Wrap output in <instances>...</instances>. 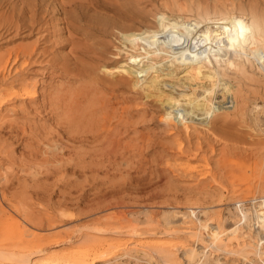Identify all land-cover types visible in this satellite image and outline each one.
I'll use <instances>...</instances> for the list:
<instances>
[{
	"label": "bare ground",
	"instance_id": "1",
	"mask_svg": "<svg viewBox=\"0 0 264 264\" xmlns=\"http://www.w3.org/2000/svg\"><path fill=\"white\" fill-rule=\"evenodd\" d=\"M52 1L56 3V1L59 0ZM128 1L130 0H127V2ZM156 1L158 2L157 8L161 7L163 9L161 10L163 14L153 15L155 22L152 20H146V18H144L146 15L143 17L139 13H133L131 10V12L129 11V13H127L126 10L132 8L133 1L131 2V6L129 5L130 2L127 4L128 6L123 4V6L119 8L115 6L116 16H114L115 19L113 20L112 16L108 13L109 17H103L100 15L102 12L97 14L100 9L112 11L113 8L107 7V3L103 5V2H100V0L59 1L58 8L55 10L56 12L53 13L61 14V20L70 28L68 33L71 39H68H70L69 43L71 46L68 50L69 53L64 54L67 55V57H62L63 55L59 56L58 48H55L57 51L54 49L55 51L53 50V53L58 52V54H50V58L48 57L47 59L46 56L49 54L46 55L48 51V49L45 48L46 46L42 50L39 49V42H45L46 44L48 42L50 43L53 41H51V36L55 35L54 31H49L50 28L56 30L54 29L55 26H52L53 23L51 24L54 15H50L51 12L49 14V11L44 12V18L32 21L30 25H28L29 23L26 21L28 31H25V36L27 34L26 32H29L30 34V32L35 31L37 27L36 25H38L37 29L39 34H36L38 36H36L37 39L34 43L31 42V44H29L28 42L26 45H19V43L17 44L19 46L15 45V48H10L11 50L7 51V54H0V83H7L10 88L17 86H20L21 88V91H10L9 94L0 96V120H4L6 116L3 111L4 104L11 99L19 101L20 105H17L15 109H12L18 111L21 115L25 117H29L28 115H37L39 118L43 119L41 123L33 124L34 133L24 143V146L28 148H36L42 144L43 150L39 151L36 149L33 152L34 158L30 159V162H27L26 168L21 169L22 171H26V174L33 177L32 179H35L34 182L36 183V188L33 193L37 199L44 200L45 196H48V191L52 189L51 193L53 192L58 195L57 200L50 202L53 206L72 205L79 207L84 203L83 205L99 208V206L113 194L111 189L102 194H98L85 202V192H83L84 190L80 187L84 184L73 180H56L48 182V176L53 173L67 174L70 169H73V171L78 170L83 173L87 170L93 171L94 164L98 163L96 157L99 155L100 157L105 154L116 156L120 153V156H122L124 153L119 151L120 148L132 147L133 149H138L137 147H139L140 144L138 141H144L143 138H146L144 137L145 133H142L141 136V133H139L140 140L138 141L135 139L138 137L137 135L134 137L135 140L133 139L134 135L131 136L132 140L137 143H132V140L130 141L129 139V141L121 144V138L118 136L119 134H122L121 127H126V124H130L129 114L133 112L131 110L133 105L131 108H123L122 111L128 113V116L126 115L127 117L117 116L120 125L112 124V113L114 112L115 107L112 105L111 97L107 94L111 93L112 90L117 87L120 88L127 86V88L130 87V89H138L143 94L144 98L151 99L154 106L157 104L160 109H163L162 114L165 119L163 125L165 126H162L163 128L165 127V130L162 129L163 134L161 135L170 137L172 141L170 142L168 139L170 143H160L159 140L161 139H156V136L159 133L155 135V139L158 141L157 145L161 144L167 157H185L187 159L197 157V154L200 153L199 150L203 149H200L202 143V141H198L201 139L200 137L202 135H210L212 132L214 133L212 129H216L213 127L220 128L223 120L226 119L229 114L234 115V112L228 114L229 110L232 111L234 109L233 111L237 114L243 115H239L240 117H244L246 114V111L248 110L246 91H244L239 85H235V87V83L229 82L230 79L228 78L230 76L231 78H235L236 76L238 77V75L239 77L237 79H240V75H243L241 79H244L243 77H245V75L247 77L251 75L254 78L257 74L256 69L264 75V7L260 6L262 4L264 5V0H249L248 8L245 7L247 10L242 7V2L240 3L239 0H232L230 3H223L225 1L222 0L223 2L221 4H217L216 2L213 3V5H208L211 0H209V3L207 2L208 4L202 1L205 5L198 3L197 0ZM134 2L136 1L134 0ZM199 2H201V0ZM119 3L121 4V2ZM114 5L115 4H112L110 6ZM31 6H33V8H30ZM31 6L29 8L33 10L34 5ZM39 6L41 7V5ZM56 6L57 5H55V7ZM44 7L42 6L43 9H45ZM30 9L28 10L29 12ZM50 10L52 9L50 8ZM132 10L134 9L132 8ZM103 13L105 14V12ZM41 14L38 13V15ZM22 15L23 14L19 16L23 17ZM21 20L24 21V18H21ZM27 20H29V22L31 21L29 18H27ZM35 22L37 23L36 25ZM3 23L7 24L4 21ZM48 25H50V27H48ZM21 26V23L18 25L17 22H14L4 31L13 28L16 32L14 35L11 34V37L16 36L21 33L18 29H21ZM113 30H116L115 33L117 32L119 34L116 36L118 37V40L121 41V46H118L116 49L119 50V52L116 51L117 55L114 53L115 58L116 56L117 58H121L125 55V59H116L113 65H108V61L103 60L98 67L90 64L87 59V61H85L83 58H88L89 60H92L93 63V60L97 59V56H100V54H103V52L106 51L107 42H101L96 36L110 38L112 37ZM77 33L80 35H86L87 40L91 39V42L83 41L84 39L81 40L80 37L76 38L74 35H77ZM8 36L10 37L9 34ZM3 38L6 40V37L3 36ZM94 38L99 41H95ZM58 41H56V44L60 43ZM53 43L49 45H52L51 47L56 46V44ZM61 47H64V45H61ZM36 65L42 66V69L36 72L40 75H46V73L49 74L50 71L48 70L52 68L57 69L59 71L58 73L61 76L68 78V80H80L81 82L84 81V83H80V85L78 84V86L75 87L73 83L76 82L71 83L69 81L64 84L61 83L58 87L46 84L43 85L40 83L37 84L36 81H33V77L36 73L34 72V74H32L31 71H29L32 69L30 68L31 66ZM33 71L34 69H32V72ZM99 72H101V74ZM53 73L54 72L49 75L50 78H53ZM259 75L260 74L258 73V77ZM255 78V81L257 80V82L262 81L258 80L257 77ZM252 79L249 80L247 78L246 81L249 80L251 83ZM235 80L236 79H234V81ZM236 83L239 82L236 81ZM65 87L73 88L74 90L72 89L73 91L65 92L63 91V88ZM58 88L61 89L56 91ZM100 88L103 91H97ZM248 89L250 90V88ZM262 90L264 91V89ZM254 91L255 90L251 92L254 93ZM249 94L254 95L251 93ZM141 102L139 101V103ZM225 102H229L230 104L228 103V105H225ZM139 103L134 104L136 105L134 107H137ZM254 103H256V100H254ZM256 106L258 105L256 104ZM224 108H228L229 110L227 111ZM55 109L58 111H53ZM133 110L140 112L137 108ZM221 110L225 111L222 112ZM136 111H134V113ZM47 113H50L48 119L51 121L49 122L43 118ZM254 113L255 115L258 114L257 110ZM156 114L159 115L158 112ZM245 117L248 118V115H245ZM162 120L163 119H161V122ZM257 124L259 125V123ZM122 129H124L122 131H126L125 128L122 127ZM129 129L135 130V127L128 128V130ZM215 133L214 135L217 136ZM207 137L209 136L207 135ZM214 137L213 141H215L214 139H217V137ZM193 139H196V141H193ZM161 141H163V139ZM216 141L218 142L219 139ZM144 142L148 141L146 140ZM153 142L155 145V140ZM150 143L151 142L146 145H149L150 147ZM209 146L211 145L209 144ZM164 152H160V154ZM66 153L72 154L66 155ZM132 155H135V153L132 152L130 156ZM142 156L143 155L141 154V157ZM88 157L90 159L89 163L85 162ZM188 167H183L182 170L184 172L181 171V173H185V175L188 174L189 178L194 177L195 174L193 171L201 170L198 168L195 169L194 166L190 168ZM212 173L214 174L216 172ZM200 175V178L205 177L204 172H200ZM184 177L187 179L186 176H183L182 178ZM14 178L17 177L14 176ZM7 181H3V184ZM88 183L92 185L93 181ZM61 185L63 186V189L60 188ZM74 187L81 188V193L77 198H73L70 195V191ZM218 191H220V189ZM19 193L20 194L17 193L18 195L16 196H19L20 200L11 204L16 210V215L13 217L11 216L12 218L9 219V221L14 225H20L22 223L29 226H35L40 223L43 225L42 217L41 219L38 218L40 216L36 217L37 215L35 216L34 212H31L26 208L28 201L30 200L31 202L34 197L30 194L28 195V192L24 189ZM48 199L49 201L51 200L50 198ZM8 200L10 199L8 198ZM219 200L221 201L222 198L219 197ZM263 208L264 203L259 204L255 217L263 215ZM48 212V214L45 213L47 215V218H45L46 225L47 223L50 225H59V223H62L65 220L77 218V215L74 213ZM108 218L109 217H106L105 219ZM5 220L8 223H11L7 219ZM108 224L111 227L109 229L112 230V223L108 222ZM131 227H133L131 232L134 235H137L136 231L138 228L132 224L128 225L117 221L114 225L115 231L120 230V228ZM26 228H28V226H26ZM210 228L212 234L217 238L221 237L220 234L222 232H220L216 226ZM233 229L236 230V227ZM24 230L22 229V231ZM26 230L30 231V228ZM22 234L24 236V233ZM31 234H33V231H31ZM23 236L21 237L24 239L22 241L19 240L21 245L18 247H11V249L9 248L10 250L7 251L8 257L6 259L4 257L3 259L5 260L2 259L0 264H86V261L90 256V251H87V247L84 246V244L83 248H86V250H78L69 247L64 249L65 252L61 255L53 253L46 258L45 256L44 258L42 257L43 259H33L35 254L41 252L47 245H54L65 240V235H62L60 232L51 234L53 239L51 238L50 241H46V238L50 237V235L44 233L34 234L29 240H26ZM92 239H94V237H92ZM89 241H91V237ZM99 242L101 241L99 240ZM97 243L92 242L94 245ZM147 243L152 245V247H157V245H159L156 244L155 241H149ZM92 244L90 243V245ZM170 246H172V243L167 244L163 249L160 248V250L165 253L163 254L168 258L172 257L175 253L169 251ZM101 249H96L97 255L94 254L95 256H93L90 263L87 262L88 264H95L101 259H104L105 256H111L109 253L112 252H100ZM154 250L156 249H153V251ZM169 260L170 259H168V261Z\"/></svg>",
	"mask_w": 264,
	"mask_h": 264
},
{
	"label": "rangeland",
	"instance_id": "2",
	"mask_svg": "<svg viewBox=\"0 0 264 264\" xmlns=\"http://www.w3.org/2000/svg\"><path fill=\"white\" fill-rule=\"evenodd\" d=\"M45 1L0 0V54H5L7 51L11 50L10 48L12 47L15 48L19 45H26L28 42L29 44H31V42L34 43L37 39L36 36H38L36 34H39L37 29L38 25H36L37 23L35 22V25L37 26L36 30L30 32V34L29 32H26L27 34L25 36V31H28L26 24L29 23L28 25H30L32 21L44 18V12L49 11V14L51 12L50 15H54L51 24L53 23L52 26H55L54 29L56 30H53V28L49 29V31H54L55 35L51 36V41L53 40L54 43L53 41L48 43L56 44V41L58 40L60 43L51 47L52 45H49L48 43L46 44L43 40H41L44 43L39 42V49L42 50L46 46L45 48L48 49L46 55L49 54L46 56L47 59L48 57L50 58V54L56 55L58 52L59 56L63 55L62 57H67V55L64 54L69 53L68 50L71 46L69 43L71 38L68 33L70 28L61 20V14L53 13L56 12L55 10L58 8V5L62 0H59L60 2L54 0L56 3L52 0ZM132 1V8L134 10H132V8L128 9L126 10L127 13L131 10L133 13H139L143 17L146 15L144 18H146V20H152L153 22H155L153 15L163 14L161 11L163 9L161 7L157 8L158 2L156 0H135L136 2H134V0H130L128 2L127 0H100V2H103V5L107 3V7H113L112 11H114L112 12L111 10L100 9L101 11L99 10V13H96L100 14L102 12L100 15L103 17H109L108 14H110L113 20L115 19L114 16H116V7L119 8L123 5H127L129 2V5L131 6ZM199 1L200 0H197L198 3L202 4L209 3V0ZM224 1L225 2L222 0H211L208 5H213V3L216 2L217 4H221L222 2L230 3L232 0ZM239 1L240 3L242 2V7L247 10L246 8H248L249 0ZM119 2H121V4ZM35 4L38 6L41 5V7L39 6L41 9ZM112 4L115 5L110 6ZM31 5H34L36 12L34 9H30L33 8ZM55 5L57 6L55 7ZM42 6H45V9H43ZM260 6L264 7L263 4ZM50 8L52 10H50ZM29 9L30 12L28 11ZM103 12H105L106 15ZM38 13H42L43 16L42 14L38 15ZM18 14H23V17ZM21 18H24L25 24ZM27 18L31 21L29 22ZM13 20L14 22H17L18 25H20V23L22 25L21 29L18 28L19 31H21L19 34L20 36L16 35L11 37V34L14 35L16 32L13 28L10 30L8 29V31H4L14 23ZM3 21L7 24H4ZM48 27H50V25H48ZM113 31L112 37L110 38L96 36V38H99L101 42H107L106 51H104L103 54H100V56H97V59H95L96 62L93 60L92 63V60H89L88 58L83 59L85 61L88 60V62L95 67L100 66L103 60L108 61V65H113L116 59H125V55L121 58H117V56L115 58V55L119 52V50L116 49L118 46H121V41L118 40L117 36L119 34L117 32L115 33L116 30L114 32ZM33 32L36 33L34 34ZM3 36L6 37V40ZM74 36L76 38L80 37L81 40L84 39L83 41L87 42L91 40H87V36L84 34L80 35L77 33V35ZM96 38H94L95 41H99ZM61 45H64V47H61ZM55 48H58V52L53 53L55 50L57 51ZM30 68L34 69V71L32 72V69ZM30 68L29 71L34 74V72L36 73L40 71L42 66L36 65L31 66ZM48 71L50 72L49 74L46 73V75L36 73L33 77V81H36L37 84L40 83L49 86L53 85L55 87H58L61 83L64 84L68 81L71 83L76 82L73 83L74 87L78 86V84L80 85V83H84V81L81 82L80 80H68V78L61 76L57 69L50 68ZM52 72H54L52 76L53 78H50L49 75ZM99 73L101 74V72ZM256 73L257 74L254 78L251 75L248 77L245 75L246 79H254H252L254 82L251 81V83L249 80L246 81L245 77H243L244 79H241L243 75H240L241 80L237 79L239 75L235 78H231V76L228 78L230 79L229 82L235 83L234 86L239 85L244 91H246L248 110L245 115H248V118L245 117V115L244 117H240L243 115L237 114L233 111L234 109L231 111L228 108H224L227 111L229 110L228 114L234 112V115H227L228 117L224 119L225 121H220L222 122V125L219 124L220 122L217 123L221 126L220 128L213 127L216 130L212 129V131H214V133L216 132L215 134H217V136L214 135L213 132H208L211 133L210 135L207 134L209 137H207V135H202L200 137L201 139L198 141H202L200 149L203 148L202 150L204 152L199 150L200 155L197 154V157L190 159L185 157H167L161 144L157 145L158 139H163V141L159 140V142H163V144L170 143L172 140L166 135H161L163 134V130H165V127L163 128V126H165L163 125L165 120L164 115L162 114L163 109H160L157 104L154 106L151 99L144 98L143 94L138 89H130V87H128V89L127 86L120 88L117 87L113 89L111 93L107 92V95H109L112 99V105L115 107L114 112L112 113V124L120 125V122L117 120V116L127 117L128 113L122 110L126 107L131 108L133 105L131 109L133 112L129 114V123L132 126L130 124H126V127L122 126L126 129V131H122L124 129L121 127L122 134L118 135L121 138V144L129 141V139L131 141V136L133 135V139L137 135L138 137L135 138L136 141L140 140L142 133H145V136L143 135L146 137L143 138L144 141L147 140L148 142H144L143 140L138 141L140 143L139 147H137L138 149H133L132 147L120 148L119 151L124 153L122 156H120V153L116 156H110L107 154L101 157L100 155L97 156L96 161H98V163L94 164L93 171L87 170L83 173L78 170L73 171V169H70L67 174L53 173L48 176V182L56 180H73L84 184L80 187L84 190L83 192H85V202L98 194H102L103 192H107L112 189L113 194L109 196V199L107 198V200L103 202L99 208L83 205L84 203L79 207L72 205L53 206L50 202L57 200L58 195L53 192L51 193L52 189L48 191V196H45L44 200H39L35 197V194L33 193L36 188V183L34 182L35 179H32L33 177L29 176V174H26V171H22L21 169L26 168L27 162H30V159L34 158L33 152L36 149L39 151L43 150L42 144L36 148H28L24 146V143L34 133L33 124L41 123L43 119L39 118L37 115H28L29 117H25L18 111L14 110L17 105H20L18 100L11 99L5 103L3 111L6 116L4 120H0V261H2L4 257L5 259L8 257L7 251L10 250L11 247H18L21 245L20 241L24 239L21 237L23 236L22 233H24L23 237H25L26 240L31 239V236L37 233L48 234L50 237L46 238V241H50L51 238L53 239L51 234L60 232L62 235H65L64 237L66 239L54 245H47L43 248V252L41 251L42 253L39 252L38 254H35L33 259L44 258V256L46 258L48 255L53 253L61 255L65 252L64 249L69 247L78 250H86V248H83L86 246L87 251H90V253L88 252L90 256L86 261V264L90 263L93 256H95L94 254L97 253L96 249H101V247L102 251L100 250V252H112L109 253L111 256L107 255L104 259H101L95 264H264V213L260 217H255L259 204L264 203V109H262L264 108V91L262 90L264 89V84H262L264 83V79H262L264 78V75L257 69ZM258 73L261 75H259L260 78L258 77ZM255 77L263 82H257V80L255 81ZM234 79L236 80L234 81ZM236 81L239 83H236ZM245 86L250 88V90ZM60 89L61 88H58L56 91ZM72 89L73 88L65 87L63 88V91L70 92L74 90ZM253 90H255L254 93L251 92ZM10 91H21V88L20 86L10 88L7 83H0V96L7 95ZM97 91L103 90L100 88ZM249 93L254 94L255 96L250 95ZM251 97H254L255 99ZM254 100H256V103H254ZM139 101L142 102L139 103ZM137 103H139V107H134L136 106L134 104ZM228 103L229 102H225V105H228ZM256 104L258 106H256ZM152 107L157 110H154ZM136 108L140 112L133 110ZM225 110L221 111L224 112ZM256 110L258 113L256 115L258 117L254 113ZM53 111L56 112L58 110L55 109ZM134 111L136 112L134 113ZM157 112L159 115L156 114ZM49 115L50 113H47L43 116L47 122L51 121L48 119ZM160 118L163 119L162 122ZM257 123H259V125ZM133 127H135V130H128V128ZM139 133H141L140 136ZM156 134V139L158 138L157 140L155 139ZM214 136L217 137V139H214L215 141H213ZM218 139L219 141L217 142L216 140ZM154 140L156 142L155 145L153 142ZM194 140L196 141V139H193V141ZM136 141L132 140V143H135ZM149 142H151L150 147L149 145H146L149 144ZM132 152L135 153V155L130 156ZM160 152L164 153L160 154ZM71 154L72 153H66V155ZM141 154L143 155L142 157ZM159 157H162L161 160ZM85 162H90L89 157L86 158ZM193 166L195 169L198 168L202 170L193 171L195 178H189L187 173V175H185V173H181V171L184 172L182 170L183 167L190 168ZM200 172H204L205 177L200 178ZM212 172L216 173L213 174ZM2 176H5L6 178L4 177L3 179ZM14 176L18 179L14 178ZM183 176H186L187 179H185V177L182 178ZM3 181L7 182H4L3 184ZM91 181H93L92 185L88 183ZM80 187H74L71 189L70 195L73 198H77V196L81 193ZM60 188L63 189V186L61 185ZM23 189L28 192V195L30 194L34 197L31 202L30 200L28 201L26 205L27 210L34 212L35 216L37 215L36 217L40 216L38 217L40 219L42 217L44 223L43 225L42 223L35 226L32 225L33 227L23 223L20 225H14L11 221H9V219L16 215V210L11 206V204L20 200L19 196L16 195L20 194L19 192ZM219 189L220 191H218ZM219 197L222 198L221 201L219 200ZM8 198L10 200H8ZM48 198L51 200L49 201ZM48 211H55L57 213H74L77 215V218L65 220L64 222L59 223V225H50L47 223V226L45 222L47 215L45 213L48 214ZM106 217L109 218L105 219ZM5 219L11 223H8ZM107 221L112 223V230L109 229L111 227ZM117 221L128 225L132 224L137 227V235H134L131 232L133 227L120 228V230L115 231L114 225ZM26 226H28V228H26ZM215 226L220 232H222L220 234V238H217L214 234H212L210 227ZM234 227H236V230L233 229ZM29 228L30 231H28L30 234L31 231H33V234L31 235L26 230ZM20 229L21 231L22 229H25L26 231L24 230L21 233ZM90 237L91 241H89ZM92 237H94V239H92ZM99 240L101 242H99ZM149 241H155L156 244H159L157 245L159 249L149 245L147 243ZM89 242L91 244L92 242H98L99 244L90 245ZM169 243H172L169 251L173 253L175 252L170 258L165 256V253L160 250V248L163 249L164 246ZM153 249H156L154 251L157 252H154ZM168 259L173 262H169Z\"/></svg>",
	"mask_w": 264,
	"mask_h": 264
}]
</instances>
